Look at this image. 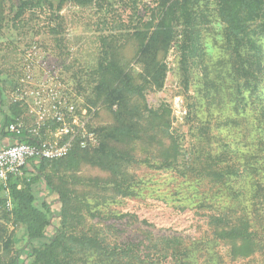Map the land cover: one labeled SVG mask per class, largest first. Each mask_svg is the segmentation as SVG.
I'll return each mask as SVG.
<instances>
[{
    "label": "rangeland",
    "instance_id": "obj_1",
    "mask_svg": "<svg viewBox=\"0 0 264 264\" xmlns=\"http://www.w3.org/2000/svg\"><path fill=\"white\" fill-rule=\"evenodd\" d=\"M1 1L0 129L3 116L11 118V105L22 102L26 109L16 122L31 134L37 124L32 93L45 83L63 94L81 119L87 118L89 130L117 126L104 101L106 91L98 88L118 87L101 68L102 37L113 45L114 63L135 85L145 87L153 108L163 106L171 113V137L169 126L157 120L160 127L152 135L157 146L142 140L141 151L109 140L121 158L114 166L94 163L100 138L98 147L84 150L70 187L87 246L124 251L128 262H136L137 255L140 264H264V16L251 24L253 34L236 50L226 37L216 0L196 1L195 26L189 29L176 20L178 41L158 54L167 65V77L155 91L146 88L149 71L138 58L144 38L133 33L130 13L117 5L116 18H110L115 21L105 25V5L112 0H93L88 6L52 0L55 11L59 8L51 20L48 12L33 9L16 17L12 4L18 0ZM140 2L143 10L155 6V0ZM146 20L143 37L156 18L148 13ZM187 33L189 48L183 45ZM139 103L130 101L134 107ZM154 125L146 119V135ZM202 126L211 127L207 135ZM174 136L180 149L172 143ZM186 149L193 166L184 160ZM26 170L27 176L34 175L32 165ZM211 172L221 177L213 180ZM6 183L0 182V261L27 264V230L7 217ZM34 197L37 208L49 206L57 225V195L41 182ZM234 226L237 232L222 235L223 227ZM53 232L51 227L47 238ZM75 264L105 263L87 250Z\"/></svg>",
    "mask_w": 264,
    "mask_h": 264
},
{
    "label": "trees",
    "instance_id": "obj_2",
    "mask_svg": "<svg viewBox=\"0 0 264 264\" xmlns=\"http://www.w3.org/2000/svg\"><path fill=\"white\" fill-rule=\"evenodd\" d=\"M75 3L88 6L93 0H74ZM198 0H155L151 8L145 7L141 9L140 0H112L106 3V26L112 25L116 18V8L119 5L130 13V27H133V33L138 38H144V42L140 47L138 58L146 70H148L149 83L146 88L151 90H161L165 85L167 77V65L158 59L161 50L168 49L171 44L178 41L179 34L174 28L176 20H182L184 25L189 29L195 26L196 18L194 17L192 7ZM63 2L61 0L60 4ZM218 6L219 17L226 25L225 33L229 42L235 44L236 50L241 46L245 37L253 34L251 24L262 19L264 16V0H216ZM59 8V7H58ZM54 9L52 0H18L12 4L16 17H20L25 11L33 9L34 11H45L49 13V19H55L57 9ZM4 6L0 0V21L4 20ZM148 13L156 18L155 24L151 26L149 35L143 37L142 30L149 23L146 20ZM133 25V26H132ZM185 39L183 45L186 48L191 47L190 39L184 34ZM115 38V37H112ZM108 37L100 39L102 50L101 68L118 82V87L106 89L98 87L99 91H106L105 104L114 111L118 125L104 128L96 132L101 140L98 156H93L95 164L103 167L114 166L121 161L117 151L108 145L109 140L127 144L131 143L133 148H144L138 143L147 140L150 144L158 145L155 136H152L155 128L160 127L157 120H161L164 125L169 126L168 134L171 128V113L161 106L154 109L151 103L146 99L144 93L145 87L134 84V78L128 73L122 71L118 65L112 60V43ZM184 59L188 60L189 54L185 53ZM139 100V106H131L130 101ZM26 106L22 102H15L11 105L10 111L12 117L3 116V124L0 133L8 135L5 132L6 127L16 122L25 112ZM154 122L152 132L146 135L144 122ZM197 125V124H195ZM208 129L206 135L210 132L211 127L202 126ZM162 130V128H161ZM148 132V131H147ZM42 134V131L39 135ZM205 136V135H204ZM41 137L44 138V135ZM14 138V136H13ZM185 138V136H184ZM20 141L36 144L39 140L37 136H32L26 130L18 138ZM172 143H177V149L181 148V143L175 138ZM199 139L196 140V143ZM149 144V145H150ZM192 147L195 143L191 142ZM87 151V150H86ZM145 151V150H144ZM188 149L184 151V160L190 166H193L192 155ZM85 152L82 149H74L69 156L60 160H33L28 163L23 170L22 175L12 176L7 181L5 190L7 191L6 204L8 206L6 213L8 219H11L15 225L23 224L26 227L28 235L29 247L25 250L28 257L27 264H75L77 256L84 251L94 250L101 257L105 264H140L141 259L136 255V262H128L123 252L116 250H108L105 247H88L85 241V231L83 217L78 206H73V201L78 200L72 195L70 187L71 180L76 179L75 174L79 171V167L84 161ZM32 165L34 175L27 176V168ZM208 176L217 180L221 177L219 172L209 173ZM45 183L49 190L57 195L60 211L56 216L58 224L53 225L54 214L51 213L49 206L44 203V210L35 206L34 190L39 183ZM53 227V234L47 238V232ZM231 230L237 232L236 226L231 228H222V235L225 236ZM248 237L246 234H241ZM0 264H20L19 260L13 259L10 262H2Z\"/></svg>",
    "mask_w": 264,
    "mask_h": 264
},
{
    "label": "built area",
    "instance_id": "obj_3",
    "mask_svg": "<svg viewBox=\"0 0 264 264\" xmlns=\"http://www.w3.org/2000/svg\"><path fill=\"white\" fill-rule=\"evenodd\" d=\"M32 96L37 106V124L30 133L39 141L36 144L20 141L18 138L26 131L20 122L6 127L5 132L14 138L11 145L0 147V182L6 183L10 177L22 175L30 161L60 160L76 148L94 149L99 145L96 132L88 129L87 118L82 114L81 119L79 112L68 106L64 95L51 83L39 86Z\"/></svg>",
    "mask_w": 264,
    "mask_h": 264
},
{
    "label": "crops",
    "instance_id": "obj_4",
    "mask_svg": "<svg viewBox=\"0 0 264 264\" xmlns=\"http://www.w3.org/2000/svg\"><path fill=\"white\" fill-rule=\"evenodd\" d=\"M10 116L12 117V114H10ZM13 143V136L8 134H1L0 133V147H6L9 146Z\"/></svg>",
    "mask_w": 264,
    "mask_h": 264
}]
</instances>
